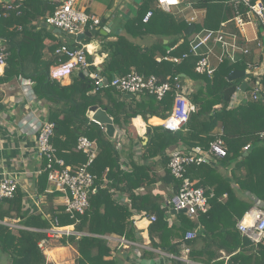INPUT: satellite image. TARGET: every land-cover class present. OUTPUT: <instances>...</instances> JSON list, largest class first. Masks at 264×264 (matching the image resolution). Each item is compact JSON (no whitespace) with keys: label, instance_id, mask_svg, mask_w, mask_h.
Here are the masks:
<instances>
[{"label":"trees","instance_id":"1","mask_svg":"<svg viewBox=\"0 0 264 264\" xmlns=\"http://www.w3.org/2000/svg\"><path fill=\"white\" fill-rule=\"evenodd\" d=\"M232 1L188 0L177 10L187 5L191 12L192 9L204 12L203 17L194 23L195 32L218 30L222 23L235 17ZM258 1L264 4V0ZM57 5L58 0H15L9 10L3 7V0H0V39L4 41L2 44L7 52L0 82H9L16 77L33 81L35 96L48 103V120L54 125L51 144L65 166L76 169L87 161L86 156L76 149L79 137H86L97 146V155L88 169L97 178L89 194L87 210L70 218L64 207L52 206L49 221L32 218L39 222L38 227L49 229L50 223L54 225L56 220L58 227L73 226L76 233H82L79 236L62 235L58 240L59 246H70L76 251L75 264H114L103 237L116 235L130 238L132 214L143 211L156 219L149 227V239L154 248L176 254L180 244L185 243L190 249L188 257L205 264L211 257L216 261L218 254L212 255L206 246L199 258H194L195 242H210L212 246L213 242L208 241L210 236L222 233L233 243L226 252L229 255L227 264H264V245L252 244L236 229L237 221L254 207L252 197L264 202V140L259 137L264 132V100L250 99L231 106L232 98L243 81L250 89L259 81L260 94L263 95L264 76L257 79L249 74L232 82L227 80L232 71L247 70L246 65L252 63L250 55L240 57L235 63L222 60L216 64L213 75H199L194 71L197 57L190 52L191 36L183 35L188 20L175 10L167 13L157 9L155 0H140L115 40L109 41L98 33L82 40L83 45H88L93 39H98V53L106 55L100 65L88 68L86 77L75 76L72 84L62 86L48 77L50 61L43 65V70L30 77L22 75L27 61L40 64L43 50L47 49L53 58L59 46L75 47L70 40L51 43V33L41 25ZM148 11H152V16L143 23L142 19ZM228 27L236 32L232 24ZM146 39L152 40L145 43ZM46 41L50 44L47 45ZM184 55L186 57L183 58ZM158 57L181 60L178 63L157 62ZM86 61L92 64V57L87 53ZM131 71L145 77L155 76L162 82L169 78L173 89L177 83L175 78L187 81V88L191 90L188 97L196 111L176 132L166 131L162 126H148L139 144L140 163L130 160V168L125 169L112 139L106 136L103 128L89 120L88 110L92 107L105 109L114 126L129 132L133 119L141 117L144 122L151 117L165 119L173 105V92L157 100L148 94L126 99L125 95L111 87L94 91L90 74L95 72L111 81L113 77H122ZM218 137L223 140L226 149L225 156L219 160L229 169L227 178L207 163L188 166L185 176L193 186L205 190L209 210L199 214L197 220L177 214L175 222L169 226L166 220V211L170 208L168 200L163 206L162 197L152 196L150 190L160 181L165 186L171 185L173 192L178 191L180 181L174 179L168 170L170 154L189 153L196 147L207 151L210 143ZM246 146L249 149L244 152ZM46 184L47 173L42 172L38 182L40 194ZM140 190L148 192L141 194ZM115 192L126 195V202L114 197ZM21 208L22 196L16 190L12 199L0 202V222L11 218L12 213L23 217ZM195 228H198L196 238L185 241L186 233ZM43 239H48L47 233L12 231L0 223V253L8 257L10 264H52L38 248V242ZM205 255L208 260L203 258Z\"/></svg>","mask_w":264,"mask_h":264},{"label":"built area","instance_id":"2","mask_svg":"<svg viewBox=\"0 0 264 264\" xmlns=\"http://www.w3.org/2000/svg\"><path fill=\"white\" fill-rule=\"evenodd\" d=\"M15 0H3L5 9H12V3ZM22 1V0H19ZM188 0H155L157 9L164 12H172ZM232 4L235 9V17L226 23H222L218 30H201L191 35L190 52L197 57L194 71L199 75H213L216 64L222 60H229L235 63L240 57L248 56L250 51L246 44L250 40L245 28L250 27L254 34L253 42L258 50L263 53V57L256 63H248L247 71L255 78L264 76V4L261 1L253 0H233ZM241 9H244L241 11ZM198 15H204L203 11L192 9V15L188 22H198ZM152 16V11H148L142 19L143 23L148 22ZM47 26L58 29L65 34L78 36L89 30L96 29L100 26V19L85 13L76 7L75 0H58V5L53 13L45 18ZM232 24L236 32L230 31L228 25ZM261 35V38L259 37ZM86 53H89L87 45L80 47H69L61 45L53 53L54 64L49 69L48 77L50 80L60 81L63 78L72 75L74 70L85 72L92 65L86 61ZM186 57L185 55L183 58ZM7 52L4 45L0 42V66L6 65ZM169 61L172 63L180 62V58L163 57L156 58L157 62ZM94 81V91L97 88L111 87L123 95L139 96L148 94L157 100L164 98L169 92H173V105L170 114L163 119L162 127L169 132L181 130L187 123L190 115L196 111L194 104L189 100L190 89L187 88V81L177 82L175 88L167 78L165 82L160 81L155 76L145 77L135 71H131L122 77H113L104 84V78L98 73L90 74ZM22 77H19V80ZM21 89L24 96L33 101L31 81L21 80ZM244 93V100H264L260 94L259 81H256L251 89ZM236 92H241L239 87ZM260 94V98L258 97ZM95 123V122H94ZM97 124V123H96ZM54 125L46 121L40 125L36 131V147L39 157L44 161L42 172L47 173V183L51 190L59 192L63 197V207L65 213L70 218L75 215H82L89 207V194L94 188L97 176L89 172V167L97 155V146L94 142L86 137H79L76 149L86 156V163L82 166L72 169L65 166L63 160L56 156L55 150L51 144ZM260 139L264 140V132L260 133ZM249 146L243 148L247 152ZM226 149L223 140L218 137L209 145L207 151L200 147L194 148L189 153L173 152L170 154L168 170L171 176L180 181V188L174 192L168 199V205L175 211L185 210V215L191 219L196 218L199 214H204L209 210L208 198L205 190L192 185L189 178L185 176L186 168L190 165H200L207 163L211 157L221 159L225 156ZM17 190V183L11 176H5L0 179V202L12 199ZM154 216L150 217V223L155 222ZM62 229V230H61ZM236 229L247 238L252 244L264 245V210L258 207L250 208L243 217L237 222ZM49 237L59 239L62 235H70L67 230L58 227L57 221L51 230L48 231ZM79 236V234H73ZM197 236L195 231L187 232L184 240L191 241ZM38 248L43 254L46 253L47 241L38 242Z\"/></svg>","mask_w":264,"mask_h":264},{"label":"crops","instance_id":"3","mask_svg":"<svg viewBox=\"0 0 264 264\" xmlns=\"http://www.w3.org/2000/svg\"><path fill=\"white\" fill-rule=\"evenodd\" d=\"M76 7L80 10H86V7L90 5L91 0H75ZM130 1V0H129ZM138 0H134L137 2ZM140 1V0H139ZM127 3L128 0H127ZM136 5V4H135ZM178 9V8H177ZM175 11L179 12L180 15L189 19L191 16V9L187 5L183 9ZM97 10V8H96ZM92 16H95L92 14ZM132 16V11L127 7H122L121 11L117 8L113 10L108 9L105 13V18L100 22V26L94 30L101 36L107 38V40H115V37L122 33V25L127 18ZM96 17V16H95ZM203 16L198 15V20ZM98 18V17H96ZM99 19V18H98ZM104 21V22H103ZM33 24H36L34 22ZM42 27L44 23H41ZM101 32V33H100ZM54 35V31L52 32ZM249 39L252 40L246 44L249 49L251 62L256 63L263 53L258 50L253 42L254 34L246 32ZM60 42L68 41L64 36H59ZM152 39L145 40V43H150ZM75 47H80L83 45L82 41L77 39L70 40ZM0 42H4L0 39ZM166 43V41H165ZM49 45L50 42L46 41ZM89 54L92 57L93 66L100 65L105 59V54H99V40L93 39L90 44L87 45ZM47 61L52 62L49 69L53 66L54 61L52 54L48 52L47 49L43 50V58L40 64H34L33 62L27 61L25 63V69L22 75L31 76L36 71L43 70V65ZM38 65V66H36ZM5 67L0 66V77L3 75ZM82 73V72H81ZM75 77L70 75L69 77L63 78L60 81L62 86H68L72 84V78ZM21 80L28 81L29 79L14 78L9 82H0V179L5 176H11L15 179L17 183V191L22 196V208L21 212L23 217H16L12 213L11 218H6L1 224L7 226L12 231H30V232H43L48 233L53 227L50 223L49 229H41L38 227L39 222L33 217H39L41 220H50L51 207L61 206L63 207V197L59 192H54L51 190L50 185L47 183L43 193L38 192V182L39 176L42 174L44 161L39 157L37 147H36V131L42 123L48 120V103L39 100L32 89L34 100L31 101L28 97L24 96L21 89ZM30 81V80H29ZM55 81V80H54ZM33 83V81H32ZM34 83L32 85V88ZM244 100L243 92H236L232 98L231 106L235 107L239 105ZM89 120H91L90 115L87 113ZM163 119L157 117H151L144 122L141 117L133 119L131 125L129 126V132L119 130L115 127V135L112 138V142L118 149L120 154L122 165L125 169H129V161L140 163V140L147 133L148 126H162ZM132 142V143H131ZM207 164L217 170L219 173L228 176V168L220 162L218 158L211 157L208 159ZM226 170L225 174L221 171ZM148 190H140L141 194H146ZM152 196L162 197L163 206L166 201L170 198L173 192L171 185L165 186L160 181L157 185L150 190ZM120 199L121 202H126V195H119L117 192L113 195ZM171 207L168 208L167 218L168 225L170 226L175 222L176 215L171 214ZM192 220H197L193 218ZM132 221V234L130 238L120 237L116 235H110L103 237L107 246L110 249V259L114 260V264H203L191 260L188 257L189 248L185 246V243H181L178 253L174 254L172 252H167L162 248H154L151 246V241L149 239V227L150 216L145 212L139 211L134 212L131 217ZM238 222V221H237ZM63 230H67L70 234H79L74 231L73 226L62 227ZM62 230V229H61ZM196 233L198 228L193 229ZM192 231V230H190ZM45 239L47 241L46 259L52 264H75L77 258L76 251L70 247H62L58 245V240L49 237ZM84 235H86L84 233ZM226 234H212L208 241L213 242L211 246L210 242L204 243L202 241H196L194 248L195 256L194 258H199L203 249L207 246V251L212 255L218 254L215 260L211 257L208 263L205 264H217L222 262L227 264L229 260L228 247H232L230 239H226ZM44 240V239H43ZM57 243V244H56ZM208 260L207 255L203 257ZM7 262L3 264H10L8 258Z\"/></svg>","mask_w":264,"mask_h":264},{"label":"water","instance_id":"4","mask_svg":"<svg viewBox=\"0 0 264 264\" xmlns=\"http://www.w3.org/2000/svg\"><path fill=\"white\" fill-rule=\"evenodd\" d=\"M104 22V21H103ZM45 27H47L46 24H44ZM196 30V27L193 23L188 24L187 28L184 30L183 35L186 37L191 36ZM55 34H59L61 36H64L67 40H74L77 39L78 41H82L85 38H92L96 33L97 30H89L87 32H85L84 34L78 35V36H74V35H69V34H65L64 32L55 29L54 30ZM101 33V32H100ZM249 71H239V70H235L232 71L228 76H227V80L229 82L238 80L242 77H244L245 75H249ZM73 76H79L80 78H84L86 77L87 71L85 72H79L78 70H74L72 73ZM181 78H184V75H181ZM108 81L106 79H104V84L107 85ZM248 88V84L243 81L241 82V84L239 85V89L241 92H245ZM258 97L260 98V94H258ZM126 99H133L134 96L132 95H125ZM88 114L91 117V121L97 123L101 128H103L105 130V134L108 138L112 139L114 138L115 135V127L113 125L112 119L109 117V115L107 114L105 109H100L97 107H92L88 110ZM165 152H162V154H164ZM252 200L254 201V207H258L260 209L264 210V202L255 199L254 197H252ZM171 214L176 215V214H185V210H180V211H175V210H171Z\"/></svg>","mask_w":264,"mask_h":264},{"label":"rangeland","instance_id":"5","mask_svg":"<svg viewBox=\"0 0 264 264\" xmlns=\"http://www.w3.org/2000/svg\"><path fill=\"white\" fill-rule=\"evenodd\" d=\"M129 3H127V0H91L90 1V5L86 7V10H83L85 13L89 14V15H92L94 14L96 17H98L100 19V21L102 19L105 18V13L108 9H111L113 10L114 8H117L118 11H121L122 7H127L129 10L131 11H134L135 9V4H138L139 3V0L137 2H134V0H128ZM97 8V10H96ZM174 11V9H173ZM55 29L51 26H47L46 27V31L51 33V40L50 41L51 43H54V42H58L60 41V35L59 34H52V32L54 31ZM245 31L248 32V33H251V29L249 26H247L245 28ZM250 89V88H249ZM248 89V91H249ZM228 168V167H227ZM226 170H223L221 172H223L224 174L226 173L225 172ZM57 244V243H56ZM48 256V255H46ZM45 256V257H46ZM8 258L6 255H4L3 253L1 254L0 253V264H3V262H7V259ZM47 260V259H46Z\"/></svg>","mask_w":264,"mask_h":264}]
</instances>
